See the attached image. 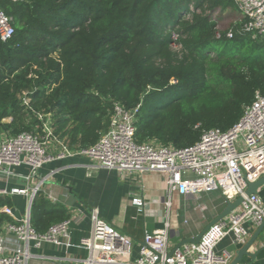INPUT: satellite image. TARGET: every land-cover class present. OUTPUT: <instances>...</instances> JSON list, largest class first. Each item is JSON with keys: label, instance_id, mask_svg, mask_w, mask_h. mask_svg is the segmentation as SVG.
I'll use <instances>...</instances> for the list:
<instances>
[{"label": "trees", "instance_id": "obj_1", "mask_svg": "<svg viewBox=\"0 0 264 264\" xmlns=\"http://www.w3.org/2000/svg\"><path fill=\"white\" fill-rule=\"evenodd\" d=\"M0 9L15 30L0 41V131L10 137L42 136L39 116L50 115L54 136L86 149L114 104L141 105L136 142L181 149L202 130H229L264 95V40L237 33L244 17L233 0H0ZM227 10L238 21L220 31L215 17ZM30 216L39 234L68 219L40 194Z\"/></svg>", "mask_w": 264, "mask_h": 264}, {"label": "built area", "instance_id": "obj_2", "mask_svg": "<svg viewBox=\"0 0 264 264\" xmlns=\"http://www.w3.org/2000/svg\"><path fill=\"white\" fill-rule=\"evenodd\" d=\"M10 1L18 3L26 0ZM233 2L244 17L237 33L249 35L253 40H264V0ZM14 31L12 19L0 9V41H10ZM234 34V30L230 29L226 37L232 39ZM172 38L175 40L177 36L172 35ZM140 106L127 110L114 104L107 131L95 145L86 149H71L65 141L54 136L50 115L39 116L44 119L42 136L23 132L0 139V183L3 185L0 187V197L20 196L27 200L23 212L8 206L0 209L11 219L1 230L15 241V246L10 247L8 240L0 235V264H29L33 258H38L32 250H39L44 244L66 248L71 246L68 244L69 224H79L84 218L82 212L76 218L51 225L47 231L39 234L31 225L30 208L55 173L51 171L48 176L38 178L39 171L47 164L72 157L92 160L94 165L91 168L116 171L119 174H163V188L167 194L163 206L167 216L171 208L169 196L172 193L194 197L218 193L224 205L242 197L239 206L211 226L198 244H185L171 255L167 216L162 222V230L145 232L141 242L135 243L131 237L92 211L90 234L80 239L76 246L86 256L74 260L75 264L232 263L234 253L218 251V245L232 235L235 245L244 246L249 239L245 225L251 223L259 227L264 222V200L258 194L245 195L248 184L264 176V95L256 92L253 102L244 107L242 117L229 130H202L195 144L181 149L164 147L152 141L141 144L136 142L135 125ZM199 126L196 125L195 129ZM52 144L59 147V151L53 154L48 152V145ZM21 167L27 169L26 175L14 173V169ZM14 178L20 179L23 185L10 186ZM49 198L52 203H56L54 196L49 195ZM133 205L142 211L144 202L134 198ZM181 239L185 238L181 235Z\"/></svg>", "mask_w": 264, "mask_h": 264}, {"label": "crops", "instance_id": "obj_3", "mask_svg": "<svg viewBox=\"0 0 264 264\" xmlns=\"http://www.w3.org/2000/svg\"><path fill=\"white\" fill-rule=\"evenodd\" d=\"M57 151H59L58 146L48 145V152L53 154ZM92 165H94L92 160L72 157L47 164L39 171L38 178H44L51 171H55L44 185V192L40 193L48 206L61 207L67 211L68 216L70 212H73V217L69 216V219L76 218L80 212L84 214V218L79 224H69L68 244L71 246L66 248L44 244L41 249L35 250V252L32 250V253L36 254L38 258H33L29 264H75L74 260L85 258L86 254L76 246L80 239L86 238L90 234L92 211L96 212L108 224L131 237L135 243L141 242L145 232L153 233L162 230V222L166 220L167 216L163 206V201L167 199L163 188V174L159 172L119 174L116 171L94 169L91 168ZM14 173L21 176L26 175L27 169L25 167L14 169ZM9 184L17 187L23 185L18 178H14ZM0 187H3L1 183ZM47 193L54 196L56 203L50 201ZM257 194L264 200V186L258 190ZM169 197L171 203L167 216L170 225L167 232V236L170 238L169 250L175 248L181 240V235L185 239L195 238L223 211L225 206L218 193L194 197L183 196L176 192ZM9 198L12 207L21 212L24 211L27 203L26 198L20 196ZM134 198L143 200L142 211L133 205ZM5 223L7 222L0 226V235L8 240L10 247H14V238L5 236L1 230ZM245 228L248 231L249 239L258 229L251 223H247ZM263 241L264 229L258 237L257 243L249 250L251 254H256L253 264H264ZM241 248L242 246L235 245L234 238L230 235L218 245L217 250H227L236 256ZM250 262V258L244 257L240 264H249Z\"/></svg>", "mask_w": 264, "mask_h": 264}, {"label": "water", "instance_id": "obj_4", "mask_svg": "<svg viewBox=\"0 0 264 264\" xmlns=\"http://www.w3.org/2000/svg\"><path fill=\"white\" fill-rule=\"evenodd\" d=\"M263 186H264V176H262L255 182L249 183L245 191V195L249 196L252 194H257L258 190ZM241 202H242V197L237 198L232 203L226 202L223 211L214 220H212L195 238L181 239V241L175 246V248L171 250L170 255L185 244H198L204 233L211 226H213L214 224H216L217 222L228 216L233 210H235L239 206ZM263 229H264V222L258 227V229L249 239V241L244 246H242V248L236 253V256L231 264H240L244 257L250 258L251 262L249 264H253L256 254H251L249 250L255 245V243H257L258 237L262 233Z\"/></svg>", "mask_w": 264, "mask_h": 264}, {"label": "rangeland", "instance_id": "obj_5", "mask_svg": "<svg viewBox=\"0 0 264 264\" xmlns=\"http://www.w3.org/2000/svg\"><path fill=\"white\" fill-rule=\"evenodd\" d=\"M215 15H216V13H215ZM215 19L218 21V30L225 31V30L229 29V27H233L237 23L238 16L235 13H232L231 11L227 10L223 14L217 15L215 17ZM175 49H178V48H175ZM3 122H8V121L5 120ZM10 136L11 135L6 130L0 131V139H5V138L10 137ZM73 215H74L73 212L69 213L70 217H73ZM69 216H68V218H70ZM33 252H35V249H33ZM118 259H120V258H118Z\"/></svg>", "mask_w": 264, "mask_h": 264}]
</instances>
